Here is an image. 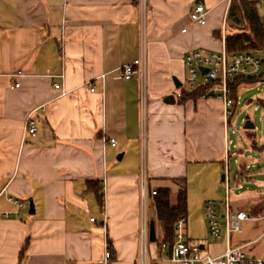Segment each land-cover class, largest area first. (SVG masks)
Masks as SVG:
<instances>
[{
    "label": "crops",
    "instance_id": "0c3cea01",
    "mask_svg": "<svg viewBox=\"0 0 264 264\" xmlns=\"http://www.w3.org/2000/svg\"><path fill=\"white\" fill-rule=\"evenodd\" d=\"M231 1L203 0L206 23L199 26L190 21L195 0H0V264H94L106 243L110 264H136L141 227L149 230L151 221L156 241L148 233V255L152 264H170L154 261L162 230L152 193L159 190L168 191L171 208L183 193V233L202 256L242 247L264 259V193L252 190L248 202H238L232 189L243 181L264 189L251 171L258 159L238 146L232 152L227 136L237 89L262 83L238 80L228 120L218 99L175 97L184 56L225 50V38L238 34L227 25ZM257 11L264 17V0ZM126 64L135 70L129 80L120 72ZM47 71L54 77H42ZM258 97L242 109L264 104ZM31 112L34 137L24 133ZM249 146L264 153V144ZM257 174L264 177V168ZM226 197L231 214L249 219L240 233L227 234L221 206L216 240L205 204ZM8 198L26 205L19 217L2 216L15 210Z\"/></svg>",
    "mask_w": 264,
    "mask_h": 264
},
{
    "label": "built area",
    "instance_id": "2783aa9c",
    "mask_svg": "<svg viewBox=\"0 0 264 264\" xmlns=\"http://www.w3.org/2000/svg\"><path fill=\"white\" fill-rule=\"evenodd\" d=\"M207 10L201 3H195L190 13V21L193 24L203 26L206 23ZM185 32V30H182ZM185 67V78L175 93L177 99L182 98L184 93H197L201 100L218 99L222 102L223 114L226 120L234 116L233 107L235 104L234 85L238 80H255L264 84V48L251 49L247 51L228 54L225 50L220 52H188L183 59ZM121 76L124 80H129L134 76L135 70L131 64H126L120 68ZM42 77L50 76L47 71ZM61 81L64 74L57 76ZM102 82L105 75L98 77ZM15 84V87H18ZM53 88L60 91V97L66 96L63 83L56 82ZM89 91L94 92L92 84H88ZM31 112L24 123V133L32 137L36 135V123ZM233 126V125H231ZM110 146H116V141L109 140ZM155 195V192L152 193ZM7 201L14 207V211L3 212L4 218L19 217L20 212L26 210V205L19 200L8 198ZM223 206L225 213V231L229 233H240L241 223L249 217L243 213L231 214L228 210L227 197L224 201L208 200L205 204L206 221L209 236L219 240L223 231L220 225V207ZM93 221V219H91ZM182 218L175 224V238L171 245L158 244V256L155 262L167 259L170 264H264V259L253 258L246 254L242 247L228 248L217 257L202 256L198 246L191 245L186 240L183 233ZM105 224L103 223V227ZM141 247L136 264H152L147 251L148 230L146 224L141 227ZM111 252L109 245H104L102 258L94 264H110Z\"/></svg>",
    "mask_w": 264,
    "mask_h": 264
},
{
    "label": "trees",
    "instance_id": "16d2710c",
    "mask_svg": "<svg viewBox=\"0 0 264 264\" xmlns=\"http://www.w3.org/2000/svg\"><path fill=\"white\" fill-rule=\"evenodd\" d=\"M258 3L259 0L231 1L226 18L227 25L237 30L238 34L225 38V51L228 54L264 48V17L258 14ZM238 84L239 81L234 85V92ZM168 199L167 190L155 192L156 220L162 230L159 243L171 245L175 238V224L185 214V199L183 193L179 194L177 205L174 208L169 206Z\"/></svg>",
    "mask_w": 264,
    "mask_h": 264
},
{
    "label": "rangeland",
    "instance_id": "374dc122",
    "mask_svg": "<svg viewBox=\"0 0 264 264\" xmlns=\"http://www.w3.org/2000/svg\"><path fill=\"white\" fill-rule=\"evenodd\" d=\"M246 80V79H241ZM264 84H258L257 86H253L250 90L247 87L241 86L237 89V98L239 100V105L237 107V112L235 113V117L233 119L234 124H230L228 129V140L230 142V150L235 152L234 146L241 148L245 155H248L253 158H257V162L252 166L251 171L255 172V176L257 179L264 180V177H260L257 172L260 168H264V153L254 152L250 149L249 144L251 142H257L259 146L264 144V104L255 103L253 101L248 108H243L244 103L252 97L260 96L258 98L264 99ZM237 115V117H236ZM246 121H249L253 124L252 130H245L243 128ZM233 125V126H231ZM253 165V163H251ZM236 166L233 162L230 163V172L234 174L236 171ZM232 185H234L235 180L237 179L235 175H232ZM223 185V184H222ZM241 188V189H240ZM232 189L235 190L236 201L243 202L242 200H247L248 202L252 197L249 196L252 190L262 191L264 193V189H256L252 182L243 181L240 182L238 186H234ZM158 222V221H157ZM159 228L161 230V226L158 223ZM160 230L157 232V236L159 235ZM141 247V246H140Z\"/></svg>",
    "mask_w": 264,
    "mask_h": 264
},
{
    "label": "water",
    "instance_id": "95a60500",
    "mask_svg": "<svg viewBox=\"0 0 264 264\" xmlns=\"http://www.w3.org/2000/svg\"><path fill=\"white\" fill-rule=\"evenodd\" d=\"M201 3L203 4V0H195V3ZM174 85L176 88H179L180 87V83L177 81V80H174ZM164 102L169 104V103H173L174 102V97L173 96H168L164 99ZM243 128L245 130H252L253 129V125L249 122H245ZM221 180H224L223 176L221 177ZM28 213L29 214H34V207H33V204L32 202L29 203V210H28ZM148 233H149V242L151 243H154L156 241V238H155V226H154V222L151 221L149 223V230H148Z\"/></svg>",
    "mask_w": 264,
    "mask_h": 264
}]
</instances>
